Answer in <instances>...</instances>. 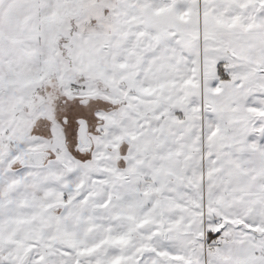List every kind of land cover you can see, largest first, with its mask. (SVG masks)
<instances>
[{"label": "snow or ice", "instance_id": "6c2138e0", "mask_svg": "<svg viewBox=\"0 0 264 264\" xmlns=\"http://www.w3.org/2000/svg\"><path fill=\"white\" fill-rule=\"evenodd\" d=\"M0 264H264V0H0Z\"/></svg>", "mask_w": 264, "mask_h": 264}]
</instances>
